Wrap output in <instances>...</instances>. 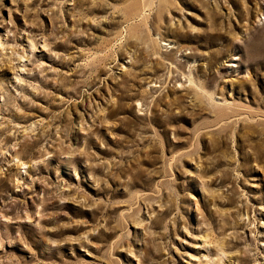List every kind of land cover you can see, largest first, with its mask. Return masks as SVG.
<instances>
[{
  "label": "rangeland",
  "instance_id": "374dc122",
  "mask_svg": "<svg viewBox=\"0 0 264 264\" xmlns=\"http://www.w3.org/2000/svg\"><path fill=\"white\" fill-rule=\"evenodd\" d=\"M0 264H264V0H0Z\"/></svg>",
  "mask_w": 264,
  "mask_h": 264
}]
</instances>
